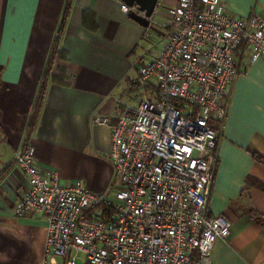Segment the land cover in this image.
<instances>
[{"label":"crops","instance_id":"obj_1","mask_svg":"<svg viewBox=\"0 0 264 264\" xmlns=\"http://www.w3.org/2000/svg\"><path fill=\"white\" fill-rule=\"evenodd\" d=\"M65 3L0 0V264L43 262L44 220L13 214V203L26 185L16 152L29 144L34 165L55 172L61 184L77 179L85 189L108 192L116 183L107 158L110 128L92 124L93 118L115 116L123 105L136 102L137 69L148 59L147 40L164 38L152 23V34L145 36L146 27L121 12L117 0H72L58 32ZM177 3L158 0L154 22L169 20ZM219 3L237 17L254 13L264 19V0ZM55 40L64 56L52 60L29 131ZM250 52L245 45L235 50L237 73L228 85L220 123L206 210L224 215L231 227L226 239L215 241L212 264H264V190L252 182L264 183V56L252 60Z\"/></svg>","mask_w":264,"mask_h":264},{"label":"built area","instance_id":"obj_2","mask_svg":"<svg viewBox=\"0 0 264 264\" xmlns=\"http://www.w3.org/2000/svg\"><path fill=\"white\" fill-rule=\"evenodd\" d=\"M117 1L124 14H143ZM219 2L178 0L169 20L147 18L164 35L158 56L137 69L139 83L152 89L123 105L114 122L93 118L110 128L116 183L109 193L61 184L34 165L29 144L16 152L26 185L13 214L44 220L42 264H212L215 241L231 227L206 208L234 53L245 45L252 60L264 56V19L237 17Z\"/></svg>","mask_w":264,"mask_h":264},{"label":"trees","instance_id":"obj_3","mask_svg":"<svg viewBox=\"0 0 264 264\" xmlns=\"http://www.w3.org/2000/svg\"><path fill=\"white\" fill-rule=\"evenodd\" d=\"M71 1L72 0H66L65 9H64V12H63L62 20L60 21L61 24H60V28H59L58 32H60V30L62 28V24H63V21L65 20V18L67 16V13H68V10H69L68 8L70 7ZM56 47H57V40H55V45L51 49V53H50L49 59L47 60V65H46L44 73H43V79L40 81V85L38 87L39 89H38V92H37V96H36V99H34L35 102H34V105H33V110L30 113L31 116H30V119H29V122H28V126H27V129L29 131H30V129H32V125H34V122L37 119V115H38L37 112H39L41 103H42L43 98H44L45 86H46V77H47V73H49V71L51 69V65H52V62H53L52 60L55 58L56 54H58L59 56H64L63 52H61ZM59 70L60 71H64V68L63 67H59ZM257 159H260V158L257 157ZM252 182H253V184L255 186H257L261 190H264V183L256 181V180H253Z\"/></svg>","mask_w":264,"mask_h":264},{"label":"water","instance_id":"obj_4","mask_svg":"<svg viewBox=\"0 0 264 264\" xmlns=\"http://www.w3.org/2000/svg\"><path fill=\"white\" fill-rule=\"evenodd\" d=\"M127 5H133L135 4L138 7V10L143 12L142 15H139L133 11H129L128 16L130 17V20L133 19L136 21L139 25L144 27H148L149 25V19L148 17L152 16L155 12L156 4L158 0H122Z\"/></svg>","mask_w":264,"mask_h":264},{"label":"rangeland","instance_id":"obj_5","mask_svg":"<svg viewBox=\"0 0 264 264\" xmlns=\"http://www.w3.org/2000/svg\"><path fill=\"white\" fill-rule=\"evenodd\" d=\"M154 24L155 23H152L151 26L154 27L153 26ZM161 43H162V41L160 40V38H158V37L155 38L154 36H151V40H147V44H146L147 45V52H146L145 56L148 57V58H150V56L153 55V51H157L158 52V50L161 49V45H162ZM149 51H150V53H149ZM136 84H137V88H138L137 91L138 92L136 93V95H134V97H135L134 100L137 102L141 98V95H143L144 93L146 94V92L148 93L152 89V86L150 84H148L146 86H142L139 83L138 80H137ZM74 180H76V181H74ZM72 181L74 183L75 182H79L77 179H73ZM110 190H112V188H109V191ZM109 191L108 192H105V193H109ZM75 264H79V260H77Z\"/></svg>","mask_w":264,"mask_h":264}]
</instances>
